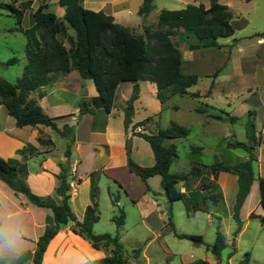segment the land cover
I'll use <instances>...</instances> for the list:
<instances>
[{
    "label": "trees",
    "instance_id": "obj_1",
    "mask_svg": "<svg viewBox=\"0 0 264 264\" xmlns=\"http://www.w3.org/2000/svg\"><path fill=\"white\" fill-rule=\"evenodd\" d=\"M34 1V0H33ZM32 0H10L9 3L0 2V10L7 12L16 19V27L13 31L20 32L26 39L25 58L26 63L23 72L14 82L0 79V106H3L7 114L13 118L18 128L44 126L56 132L61 138L68 141L65 150V164H59L60 172L56 176L58 185L55 194L60 198L55 203L49 197H40L33 194L27 186L26 162L36 152V149L28 144L18 152L20 161L5 160L0 157V181L10 188L15 195H22L26 200L38 208L49 209L51 216L45 219L43 234L36 242L32 255L33 264H42L43 254L49 242L57 235L59 230L72 223L71 231L87 241L94 249H109V255L95 260L92 264H126L127 259L120 243V233L124 226L125 213L118 208V215L111 218L115 225V233L95 234L93 226L99 221V188L96 173L90 174V204L85 208L83 218L78 221L70 207L69 184L71 149L75 141V128L68 124L58 127L56 122L69 118L63 116L49 117L36 100L29 95L51 81V75H65L75 70L83 80L93 83L97 96L88 102L79 105L78 117L93 113L95 109H103L110 113L117 90L121 84H131L132 92L123 108V127L125 132L129 129L134 136L142 138L148 143L154 164L143 167L136 164L130 157V145L125 142L127 168L130 173L139 178L145 187L146 193L156 196L148 184V180L155 176L160 178V187L163 195L168 199V222L174 236L181 240H188L196 246H205L206 250L215 258L217 264H221L220 258L225 249L224 236L217 230L215 241L212 245H206L200 236L178 234L171 222L170 206L175 201H184L188 212L208 213L209 209L204 204L194 202L193 196L186 197L177 188L180 183L185 184L189 176H197L202 168L208 169L213 180L208 185H202V190H209L217 178L219 172L236 176L237 190L232 205V219L236 223L233 239L240 233L242 222L240 219L241 208L250 193V188L255 180L252 163L255 161V149L242 142L228 143V148L244 152L248 158L232 165L214 163L207 167L200 163H191L189 175L183 173H171L170 167L177 158L174 140L185 139L190 130L176 122H171L167 127L158 129L155 134H146L136 131V128L145 127L151 118L132 124L134 115V102L139 97V82H150L156 87V98L161 105L174 96L188 95V89L198 82L196 74H184L181 70V56L173 41L178 33L185 38H193V42L187 44L189 51L219 47L217 40L233 36V29L229 24L230 13L226 6L217 0H210V7L203 5H188L181 10H161L155 25L145 26L143 34L136 35L131 30L114 22L110 16L102 12H94L83 8V0H59L58 5L64 9V16L59 20L56 15L48 11L46 0H36L39 5L32 11ZM154 0H142L137 15L145 18L154 10ZM30 13L31 26L22 28L25 14ZM74 32V36L67 34V29ZM264 37V33L260 34ZM66 38L69 47L59 39ZM18 59L12 58L4 63V66H12L18 63ZM210 94V89L205 97ZM192 98H200L198 93L190 94ZM203 108L196 109L198 114H205ZM211 108V107H209ZM177 109V108H176ZM227 115L228 113L222 112ZM252 112L246 123V135L249 141L256 142L255 124ZM216 121H223L221 115L208 116ZM236 117H229V123L236 121ZM264 144V138L262 139ZM40 146L53 147L51 140L38 139ZM202 147H191L192 154H199ZM113 182L122 189L115 180ZM259 205L264 211V176L258 179ZM210 187V188H209ZM111 203L117 206L118 198L110 194ZM219 195L211 197L214 203L219 200ZM205 200V197L203 198ZM253 217V215H251ZM258 217L262 234L264 235V215ZM232 245H234L232 243ZM135 259L140 250H133ZM21 256L19 264L24 261ZM248 255L241 264H249ZM9 261L0 259V264H8ZM192 264H209L203 260H197Z\"/></svg>",
    "mask_w": 264,
    "mask_h": 264
},
{
    "label": "rangeland",
    "instance_id": "obj_2",
    "mask_svg": "<svg viewBox=\"0 0 264 264\" xmlns=\"http://www.w3.org/2000/svg\"><path fill=\"white\" fill-rule=\"evenodd\" d=\"M6 1L8 0H0V2ZM54 1L49 2L50 11L56 10ZM37 4V1H34V8ZM154 7H156L155 12L162 8L174 11L182 9L183 5L179 1L155 0ZM8 15L7 12L0 10V79L14 82L21 76L26 63L25 38L18 33L14 35L3 33L4 28L8 29L16 24V19ZM67 32L74 36L71 29L68 28ZM59 39L67 45L66 38ZM232 39L233 37L218 39L219 47L200 50L194 52L192 56L186 55L185 52L188 50L187 44L194 39L185 38L182 35L173 37L175 45L181 49L183 60L192 61L189 65L182 66V72L192 70L199 76L197 84L188 91L202 94L208 89L211 79L206 78L205 75L214 74L218 75V78L207 99L192 98L190 95L174 96L169 99L159 115L158 123L161 128H165L171 122H176L190 130L185 139L172 141L176 146L177 158L170 168L171 173L189 174L187 168L192 162L209 167L214 163L232 165L244 160L246 154L240 150L228 148V143L242 142L255 149V161L252 163L255 186L240 213L242 233L233 239L236 223L232 219V205L237 190L236 181L233 182L229 174H223L220 179L214 181V185L209 190L204 191L201 188L202 185H208L212 181L208 169L200 177L189 176L186 183L178 184L177 188L186 197L195 195L194 202L199 204L204 202L209 212L189 213L184 201H175L170 206V219L176 233L200 236L206 245L214 243L218 230L224 236L226 244L221 254V264H241L246 255L249 258V264H264V235L259 218L254 217L264 215L259 205L258 188V178L264 176L262 141L264 138V70L261 69L264 64L258 69L255 68L254 72L252 59L257 48L255 42L250 40L235 43ZM12 58L18 59V63L4 66V63ZM85 83L89 87H94L90 80H85ZM57 96V94L53 95V97ZM144 102L147 103L144 107L145 112L138 108L136 119L144 114L153 115L157 112V108H160L156 98L147 96ZM173 105L178 109L173 110L171 108ZM205 105L211 107L205 108V114L200 115L195 112V109L203 108ZM68 107L62 110L73 108L70 101ZM4 109L1 120L3 123L7 121L14 126L13 118L9 117ZM221 111L228 113V116ZM249 112L253 113L251 117L254 118L256 127V142L252 141L253 145L246 135ZM209 115H221L224 120L217 122L209 118ZM229 117H236L237 120L229 123ZM153 124L155 123H150V126L157 128ZM141 129L139 127L137 131H142ZM59 141L57 139L56 151L60 149ZM192 146L202 147L201 152L192 154ZM32 164H30L31 167ZM159 181V177L155 176L150 182L152 190L156 193L155 197L149 193H143L135 180L125 181L129 194L135 201L134 204L130 200L123 199L121 195L118 198V193L110 188L109 193L118 198V207L111 203L106 187L100 184L98 198L100 215L99 221L95 224L96 234L113 235L115 233V225L111 222V218L118 215V208H121L125 213V221L120 233V243L127 259L126 264H192L197 260L217 264L205 246H196L188 240H181L174 236L168 222V201L163 195ZM214 195L220 196L217 203L211 199ZM137 249L140 250V254L135 259L133 250Z\"/></svg>",
    "mask_w": 264,
    "mask_h": 264
},
{
    "label": "crops",
    "instance_id": "obj_3",
    "mask_svg": "<svg viewBox=\"0 0 264 264\" xmlns=\"http://www.w3.org/2000/svg\"><path fill=\"white\" fill-rule=\"evenodd\" d=\"M9 1L10 0L2 3H9ZM34 1L32 4V11H35L39 5L37 1L38 4L36 8H34ZM46 1L49 6L50 0ZM58 1L59 0L54 1L56 10L50 11L48 7V11L54 13L59 20H62L64 9L58 5ZM165 1H179L181 5H183L182 9L186 8L188 5L199 4L203 5L206 9L210 7V0ZM217 1L219 4L226 6L231 15L229 24L234 31L232 41L236 43L253 40L255 42L257 48L252 59L253 71L255 72V68L258 69L264 64V37L260 36V34L264 33V0ZM141 3L142 0H83L82 6L87 10L102 12L106 16L112 17L115 23L128 28L136 35H141L143 34L144 27L152 24L155 25L158 14L161 10H165L162 8L155 12L154 9L147 17L142 18L137 15ZM30 21V13L28 12L25 14L22 21V28L24 30L31 26ZM15 27L16 24L14 27L8 29L4 28L2 31L4 34L10 35H14L15 33L22 34L13 31ZM177 35H180V33ZM68 36L73 37V35L69 34ZM64 46L68 48V42L67 45L64 43ZM177 49L181 56V68L184 64L189 65L192 61L183 60L181 49L179 47H177ZM200 50L205 49L194 51L186 50L185 53L186 55L191 54L194 56V52ZM261 69L264 70V67L262 66ZM242 70L243 69L241 68V71ZM184 74L195 73L192 72V70H189V72H185ZM205 76L206 78H211L210 83L208 89L202 94L199 92V95L200 98L207 99L209 96L205 97V95L209 89L211 93V90L217 83L216 80L218 75L213 74L212 76ZM138 85L139 97L133 104L134 115L132 118V124L141 122L146 118H151V121L145 127H141L142 131L140 132L155 134L158 129L161 128L158 123L160 120L159 115L166 103L163 105L159 103L160 108H157V112L153 115L144 114L141 118L136 119L135 115L137 114L138 108L143 109L144 111V107L147 106V103L144 102L147 100V96H150L152 99L156 98V87L153 83L139 82ZM93 88L89 87V85L85 83V80L81 79L75 70H71L65 75H51L50 83L40 87L29 95V98L36 100L38 105L49 117L57 118L68 115L70 116L67 119L56 122L58 127H61L63 124H68L75 128V141L71 149L69 163V183L72 184L69 203L78 221L82 220L85 208L90 204L91 183L89 176L91 173H96L95 177L97 178L98 188L100 184H103L106 187L108 194L109 189L112 188L118 193V198L121 195V197H124L123 199L130 200L133 204L135 201L129 194L125 181L135 180L141 187L142 192H146L143 183L137 176L130 173L127 168L125 150L126 140H128L130 145V157L136 164L143 167H150L154 164V157L148 143L142 138L134 136L130 129L125 132L123 127V108L132 92L131 84L125 83L119 86L110 113H106L103 109H95L93 113L84 114L79 120H77L79 105L83 102H88L90 99L97 96L95 88ZM56 94L58 96L53 97V95ZM190 94H193V92L188 91V95ZM69 101L73 104V108L62 110L63 108L68 107ZM173 106L171 107L173 110L178 109L177 106ZM3 108V106H0V157L5 160L20 161L21 156L18 152L28 144L32 145L36 149V152L26 162L28 173L26 178L27 186L33 194L40 197H49L55 203H59L60 198L55 194V189L58 185L56 176L60 172L59 164H65L66 162L63 154L68 141L61 138L56 132L48 127L27 126L18 128L16 127L14 120L15 127L12 123L7 121L3 123V120H1V117L4 114ZM150 123H155L153 125L157 126V128L155 127L154 129L153 126H150ZM147 126L148 129H146ZM137 129L138 128H136V131ZM39 138L51 140L54 146H40L38 143ZM57 139L58 141L60 140V149L56 151ZM247 158L248 156L246 155L243 159L245 160ZM31 163H33L32 167L30 166ZM187 169L190 173L191 163H189ZM205 171L207 170L202 168L201 173L194 177H200ZM223 174L227 173L219 172L215 182L220 179ZM229 175L232 176L233 182H235L236 176L232 174ZM113 180L117 181L122 186V189H119ZM151 180L152 178L148 180L150 188ZM211 180H213L212 176ZM254 186L255 184L253 181L250 193L247 196L241 211L246 201L249 199ZM157 194L159 193L157 192ZM48 216H51V211L49 209L35 207L30 204L24 196L15 195L10 188L0 181V242H5L10 239V232H23L27 227V235L25 238L28 240V244L22 254L25 259L21 264H33L32 255L35 251L36 242L44 232L45 219ZM95 226L96 225L93 226V232L96 234L97 231H95ZM71 227L72 223L63 226L57 235L49 242L43 254L42 264H92L95 260L102 259L109 255L110 252L107 251V249H94L83 238L73 234ZM241 233L242 229L237 236H240ZM0 255L3 257L2 260L7 262L11 259L12 253L5 250L3 253H0Z\"/></svg>",
    "mask_w": 264,
    "mask_h": 264
},
{
    "label": "clouds",
    "instance_id": "obj_4",
    "mask_svg": "<svg viewBox=\"0 0 264 264\" xmlns=\"http://www.w3.org/2000/svg\"><path fill=\"white\" fill-rule=\"evenodd\" d=\"M26 235L27 227L23 232H10V239L5 242H0V253H3L5 250L12 253L8 264H19L20 257L28 244V240L25 238ZM2 258V255H0V259Z\"/></svg>",
    "mask_w": 264,
    "mask_h": 264
},
{
    "label": "built area",
    "instance_id": "obj_5",
    "mask_svg": "<svg viewBox=\"0 0 264 264\" xmlns=\"http://www.w3.org/2000/svg\"><path fill=\"white\" fill-rule=\"evenodd\" d=\"M70 184V187H71V190H72V184L71 183H69ZM180 191V190H179ZM181 193H182V191H180Z\"/></svg>",
    "mask_w": 264,
    "mask_h": 264
},
{
    "label": "water",
    "instance_id": "obj_6",
    "mask_svg": "<svg viewBox=\"0 0 264 264\" xmlns=\"http://www.w3.org/2000/svg\"><path fill=\"white\" fill-rule=\"evenodd\" d=\"M252 145H253V142H252ZM166 200L168 201V199L166 198Z\"/></svg>",
    "mask_w": 264,
    "mask_h": 264
}]
</instances>
